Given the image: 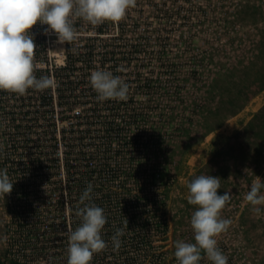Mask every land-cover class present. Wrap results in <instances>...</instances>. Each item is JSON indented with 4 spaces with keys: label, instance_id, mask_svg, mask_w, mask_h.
I'll list each match as a JSON object with an SVG mask.
<instances>
[{
    "label": "rangeland",
    "instance_id": "rangeland-1",
    "mask_svg": "<svg viewBox=\"0 0 264 264\" xmlns=\"http://www.w3.org/2000/svg\"><path fill=\"white\" fill-rule=\"evenodd\" d=\"M73 24L68 44L47 25L30 30L35 75L51 88L0 91V170L13 183L0 195V264L33 221L55 227L46 237L65 243L67 264L92 184L78 180L98 163L106 187L85 203L104 209L108 247L90 264H178L175 242L194 243L185 182L199 175L231 195L221 218L232 223L216 237L228 264H264V205L257 214L244 199L255 177L264 182V0H136L118 24ZM94 70L121 77L128 98L98 100Z\"/></svg>",
    "mask_w": 264,
    "mask_h": 264
},
{
    "label": "clouds",
    "instance_id": "clouds-1",
    "mask_svg": "<svg viewBox=\"0 0 264 264\" xmlns=\"http://www.w3.org/2000/svg\"><path fill=\"white\" fill-rule=\"evenodd\" d=\"M136 6V0H0V91L23 96L28 89L43 91L54 85L53 78L35 75V53L37 45L30 30L37 23L47 25L45 33H54L58 43H71L79 36L73 17L81 18L96 26L105 21L119 23L125 19L127 10ZM89 83L97 93V99L126 100L129 85L121 77L106 70L90 73ZM250 186L244 199L254 206L259 214V205H264V182L259 177ZM188 204L196 206L190 224L194 232V243L175 242L174 255L178 264H199L202 253L211 264H228V258L217 246L216 237L226 232L230 219H222L221 211L230 201L231 195L218 194L219 177L199 175L186 181ZM13 183L7 170H0V195H8ZM92 185L89 184L80 197L84 206L77 210L82 218L80 226L70 232L67 264H90L93 255L105 250L107 242L101 232L107 223L104 209L91 200ZM127 226V220L125 219ZM117 229L111 238L114 250L121 246Z\"/></svg>",
    "mask_w": 264,
    "mask_h": 264
},
{
    "label": "built area",
    "instance_id": "built-area-1",
    "mask_svg": "<svg viewBox=\"0 0 264 264\" xmlns=\"http://www.w3.org/2000/svg\"><path fill=\"white\" fill-rule=\"evenodd\" d=\"M48 227L55 228L45 221H33L31 224L21 226L18 233L20 237L17 239L18 241L15 240L12 243L15 244L14 249H12L13 253L8 255L9 261L5 264H49V256L54 253L53 250L58 251L51 262L52 264H59V259L66 255L67 248L65 243L58 239L46 237L45 230Z\"/></svg>",
    "mask_w": 264,
    "mask_h": 264
},
{
    "label": "trees",
    "instance_id": "trees-1",
    "mask_svg": "<svg viewBox=\"0 0 264 264\" xmlns=\"http://www.w3.org/2000/svg\"><path fill=\"white\" fill-rule=\"evenodd\" d=\"M76 62V61H74ZM76 64V63H74ZM47 99L49 100V98L47 97ZM119 100H115V102H118ZM115 102H113V104H116ZM120 102V101H119ZM52 105V102L51 100L48 101V106H51ZM118 105V104H117ZM110 125L112 127L108 128L107 132H111L113 130V126H114V123H110ZM116 126L118 127L119 125L116 124ZM87 165H85L86 167ZM107 171L104 169V167H102L100 165V163L96 164V165H88V171L86 172V175L85 177L83 178V180H78L79 182H87V181H90L92 184V194L91 195H94L93 193L94 192H97V193H101L102 190L105 189L106 186H103L101 185L100 183L103 181V180H107L106 177H108L109 175L107 174ZM96 183V185L94 184ZM84 184V183H83ZM82 188L83 189H86L84 187V185H82ZM94 190H97V191H94Z\"/></svg>",
    "mask_w": 264,
    "mask_h": 264
},
{
    "label": "bare ground",
    "instance_id": "bare-ground-1",
    "mask_svg": "<svg viewBox=\"0 0 264 264\" xmlns=\"http://www.w3.org/2000/svg\"><path fill=\"white\" fill-rule=\"evenodd\" d=\"M27 100H28V98H27ZM32 183V182H31ZM28 184V183H27ZM34 185V184H33ZM33 188H35V187H33ZM30 189V188H29ZM34 190V189H33ZM54 218V217H53ZM95 255V254H94Z\"/></svg>",
    "mask_w": 264,
    "mask_h": 264
}]
</instances>
